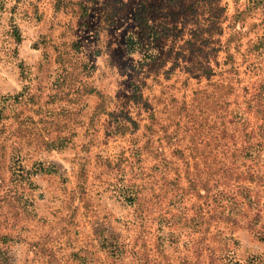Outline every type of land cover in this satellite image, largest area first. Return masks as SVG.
I'll return each instance as SVG.
<instances>
[{"label": "rangeland", "instance_id": "rangeland-1", "mask_svg": "<svg viewBox=\"0 0 264 264\" xmlns=\"http://www.w3.org/2000/svg\"><path fill=\"white\" fill-rule=\"evenodd\" d=\"M0 264H264V0H0Z\"/></svg>", "mask_w": 264, "mask_h": 264}]
</instances>
